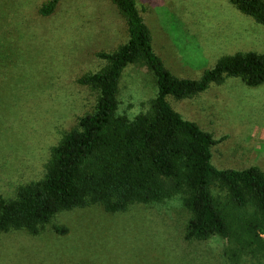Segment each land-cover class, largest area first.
I'll return each instance as SVG.
<instances>
[{"label": "rangeland", "instance_id": "374dc122", "mask_svg": "<svg viewBox=\"0 0 264 264\" xmlns=\"http://www.w3.org/2000/svg\"><path fill=\"white\" fill-rule=\"evenodd\" d=\"M0 0V198L40 181L51 149L95 110L99 91L79 84L103 71L128 40L126 21L112 0ZM153 52L175 77L199 79L223 57L264 54V24L228 0H134ZM264 1V0H263ZM156 95L150 71L126 66L115 116L132 120ZM182 119L216 140L218 170L257 167L264 174V84L227 77L190 98L167 97ZM214 204L227 224L224 237L186 240L191 217L179 196L108 212L99 204L63 210L36 235L0 232V264H264V213L247 196L239 207L224 185L211 181ZM65 229L63 234L57 233Z\"/></svg>", "mask_w": 264, "mask_h": 264}, {"label": "trees", "instance_id": "16d2710c", "mask_svg": "<svg viewBox=\"0 0 264 264\" xmlns=\"http://www.w3.org/2000/svg\"><path fill=\"white\" fill-rule=\"evenodd\" d=\"M58 1L49 0L40 14H50ZM112 2L125 18L128 40L112 53L98 54L109 62L106 69L78 80L98 88L95 110L80 117L77 127L51 149L40 181L19 187L12 199L0 198V232L25 230L36 235L63 210L99 204L105 211L117 212L134 203H161L179 196L191 214L186 240L224 237L227 224L214 204L210 182L228 188L237 206H245L249 196L264 213V174L257 167L242 171L213 167L210 149L216 140L182 119L167 97L190 98L227 77L240 78L248 86L264 84V54L223 57L197 80L175 77L154 54L135 1ZM228 2L264 24L263 0ZM138 62L150 71L156 95L145 113L128 120L115 116L118 84L123 69Z\"/></svg>", "mask_w": 264, "mask_h": 264}, {"label": "crops", "instance_id": "0c3cea01", "mask_svg": "<svg viewBox=\"0 0 264 264\" xmlns=\"http://www.w3.org/2000/svg\"><path fill=\"white\" fill-rule=\"evenodd\" d=\"M143 19V18H142ZM145 23V22H144ZM151 47H152V50H153V43H152V39H151Z\"/></svg>", "mask_w": 264, "mask_h": 264}]
</instances>
